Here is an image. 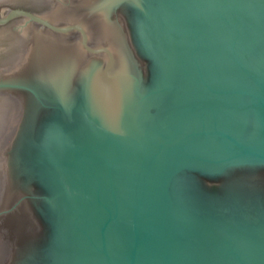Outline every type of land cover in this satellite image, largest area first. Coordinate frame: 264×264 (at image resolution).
Returning <instances> with one entry per match:
<instances>
[{
    "label": "water",
    "instance_id": "water-1",
    "mask_svg": "<svg viewBox=\"0 0 264 264\" xmlns=\"http://www.w3.org/2000/svg\"><path fill=\"white\" fill-rule=\"evenodd\" d=\"M259 167L264 0H0V264H264Z\"/></svg>",
    "mask_w": 264,
    "mask_h": 264
},
{
    "label": "flooded vegetation",
    "instance_id": "flooded-vegetation-1",
    "mask_svg": "<svg viewBox=\"0 0 264 264\" xmlns=\"http://www.w3.org/2000/svg\"><path fill=\"white\" fill-rule=\"evenodd\" d=\"M234 176H239L243 181L242 194L245 197L243 199L244 204L254 207L252 211L258 212L260 218L264 217V167L243 168L235 171L234 174L231 173L229 176L207 179L205 181L211 189H214V187L222 184H228V181Z\"/></svg>",
    "mask_w": 264,
    "mask_h": 264
}]
</instances>
